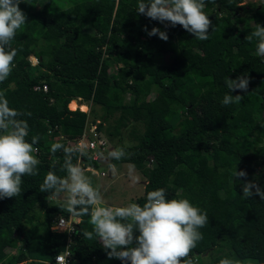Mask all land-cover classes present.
Listing matches in <instances>:
<instances>
[{"label": "trees", "instance_id": "trees-1", "mask_svg": "<svg viewBox=\"0 0 264 264\" xmlns=\"http://www.w3.org/2000/svg\"><path fill=\"white\" fill-rule=\"evenodd\" d=\"M35 2L37 9L31 0L20 5L27 22L12 42L18 54L0 90L11 108L31 113L20 118L28 121V142L41 137L33 153L39 175L22 178L20 196L0 199V264H55L54 255L65 249L68 234L52 225L68 213L39 185L52 163L59 168L63 160L62 151L51 154V144L76 145L91 125L116 147L127 142L130 157L111 163H130L146 178L136 203L143 206L147 192L164 188L167 199L187 198L207 211L204 239L192 252L199 264L224 257L264 264V200L242 197L247 181L264 189V58L242 36L264 26V0H206L203 11L217 27L209 28L207 41L138 14L137 0ZM145 26L166 31L168 41L149 37ZM244 73L248 92L231 93L244 99L222 106L225 79ZM72 101L90 111L70 110ZM59 135L64 139L55 140ZM236 168L247 180L232 175ZM89 219L72 236V264H123L109 259L97 238L84 239Z\"/></svg>", "mask_w": 264, "mask_h": 264}, {"label": "clouds", "instance_id": "clouds-1", "mask_svg": "<svg viewBox=\"0 0 264 264\" xmlns=\"http://www.w3.org/2000/svg\"><path fill=\"white\" fill-rule=\"evenodd\" d=\"M21 3L24 0H0V83L6 81L13 71L18 52L12 47V42L17 31L27 22V16L20 8ZM205 7L206 0H137L136 12L152 21H159L165 28L180 25L195 39L207 41L210 38L209 28L213 26L203 11ZM216 30L217 27H213V31ZM144 31L149 37L158 36L165 42L169 39L167 32L157 27L149 31L145 26ZM246 41L254 43L255 55L264 58V26L256 24L255 30L246 36ZM249 84L247 73L234 80L226 78L228 92L221 105L241 103L244 97L233 96L231 93H247ZM25 115L30 117L31 113L11 108L6 91L0 90V199L20 196L22 178L39 175L37 165L40 161L33 153L39 152V148L34 146L40 142L41 137L33 135L31 142L27 141L29 124L20 118ZM127 147L125 142L124 146H118L107 153L97 150L89 153L83 141L68 146L54 142L50 152L55 156L62 151L63 160L59 168L55 161L52 163L39 185V191L49 193L48 201L59 202V208L68 213L69 225L73 221L80 224L83 217H89L88 223L92 230L83 229L82 235L86 240L97 238L109 259H118L123 264H199L192 252L204 239L200 229L209 222L206 210L194 206L187 198L167 199L164 188L147 192L143 206L138 203L126 206L107 204L101 185L97 183L94 186L91 176L86 174H95L91 162L100 161L106 163L115 176L116 165L111 161L130 157ZM92 148L95 149V144ZM85 158L89 162L87 167L84 166ZM232 175L237 180H247L246 171H238L236 168ZM242 192L245 199L259 196L264 200V189L255 181L243 183ZM65 226V219L61 216L59 223L53 224L52 228L61 230ZM55 259L56 264H66L64 254L60 253ZM22 264L30 262L23 261ZM219 264L242 262L234 257H224L219 260Z\"/></svg>", "mask_w": 264, "mask_h": 264}, {"label": "rangeland", "instance_id": "rangeland-1", "mask_svg": "<svg viewBox=\"0 0 264 264\" xmlns=\"http://www.w3.org/2000/svg\"><path fill=\"white\" fill-rule=\"evenodd\" d=\"M31 1L35 4L36 9L41 4V3L35 2V0H31ZM260 2H262V0H243L244 4L260 3ZM248 34H249V31L244 30L242 36L246 37ZM33 62H35V60H33ZM126 99H128V97ZM77 103L80 104V101H77ZM79 106H77L76 109H71L69 105V108L70 110H77ZM95 128L96 127L94 126L90 130L91 135L90 134L89 135H90L91 141H94L96 139V135L93 133ZM126 135H130L128 131ZM62 137L63 136H60V135L55 136V140L64 139ZM105 138L103 139L105 142L103 144L105 145L104 151L105 153H107V151L114 149L116 145H114V143L112 144L107 139L105 140ZM87 142L88 141L86 140L85 145H87ZM69 144L72 145V143L70 142ZM88 149L89 148L87 147V150ZM90 151L93 152L96 150H90ZM116 169H117V173L115 176H113L111 171L107 168L106 163L103 162L102 166L99 167V169L97 170V172H95V174H93L92 172H88L86 174L91 176L94 186L97 183L101 185L103 194L105 196V202L107 204H111L115 206H126L129 203H136V201L140 197L144 196V187L146 185V178L142 175V173L139 170H137V168L134 165L130 163L129 164L128 163L117 164ZM52 201L54 204H59V202L56 200H52ZM242 263L243 264H258V262L255 260H245Z\"/></svg>", "mask_w": 264, "mask_h": 264}, {"label": "built area", "instance_id": "built-area-1", "mask_svg": "<svg viewBox=\"0 0 264 264\" xmlns=\"http://www.w3.org/2000/svg\"><path fill=\"white\" fill-rule=\"evenodd\" d=\"M33 60H35V62H33ZM31 62L35 65H37L38 61L36 59H32ZM43 90L44 91H47V86H44L43 87ZM96 131V128L94 129L93 133L96 135V139L94 141H89L87 143V146L90 150H96L97 148L99 147H104L105 145L103 143H105L104 141H101V139L99 138V135L95 132ZM85 138H86V135H83L82 138H81V141H84V144L86 143L85 141ZM81 141L77 142V144H79ZM76 144V145H77ZM95 144V148L96 149H93L92 148V145ZM64 218V217H63ZM65 219V222H66V226L64 228H62L61 230L60 229H56L54 231H57V232H66L68 234V242H67V245L65 247V249L61 250L60 252H58L57 254L54 255V261H55V264H56V257L61 253V254H64L65 256V261H66V264H72V261H73V254L70 250V246H71V242H72V236L74 235L75 233V230H76V226L77 224H75V222L73 221L71 223V225L68 224V219L69 218H64ZM59 223V219L56 221L55 224H58ZM53 229V228H52Z\"/></svg>", "mask_w": 264, "mask_h": 264}, {"label": "crops", "instance_id": "crops-1", "mask_svg": "<svg viewBox=\"0 0 264 264\" xmlns=\"http://www.w3.org/2000/svg\"><path fill=\"white\" fill-rule=\"evenodd\" d=\"M72 102H76L77 106H79V105H81V106H82V105H86V104H81V103L78 104L77 101H72ZM69 105H70V104H69ZM81 106H79L78 109H80ZM86 106H87V105H86ZM69 109H70V108H69ZM80 110H81V109H80ZM88 110L90 111V108H88V106H87L86 111H83V112H89ZM72 111H74V110H72ZM81 111H82V110H81ZM94 126H95V125H91L90 128L92 129ZM95 127H96V126H95ZM91 129L88 128V130L86 131V138H85V141H86V140L88 141V139L90 138V135H91V134H90V130H91ZM89 134H90V135H89ZM84 135H85V134H84ZM61 140H62V139H61ZM79 141H81V138H80L77 142H79ZM83 142H84V141H83ZM104 150H105V149L103 148L102 151H104ZM115 165L117 166V164H115ZM94 172H97V170H94ZM17 251H18V250H13V251L11 252V254L17 256V253H18Z\"/></svg>", "mask_w": 264, "mask_h": 264}, {"label": "bare ground", "instance_id": "bare-ground-1", "mask_svg": "<svg viewBox=\"0 0 264 264\" xmlns=\"http://www.w3.org/2000/svg\"><path fill=\"white\" fill-rule=\"evenodd\" d=\"M70 108H71V109H76V108H77V104H76V102H71V103H70ZM80 109H81L82 111H86L87 106H86V105H82V106L80 107ZM36 153H37V152H36Z\"/></svg>", "mask_w": 264, "mask_h": 264}]
</instances>
